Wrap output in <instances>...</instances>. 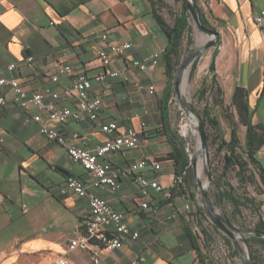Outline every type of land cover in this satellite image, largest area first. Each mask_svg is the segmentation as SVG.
<instances>
[{
	"label": "crops",
	"instance_id": "1",
	"mask_svg": "<svg viewBox=\"0 0 264 264\" xmlns=\"http://www.w3.org/2000/svg\"><path fill=\"white\" fill-rule=\"evenodd\" d=\"M199 3L220 35L216 72L225 101L230 103L235 89L243 88L251 123L264 129V24L254 23L264 0ZM103 32L114 43L132 44L112 62L130 80H91L90 91L102 98L104 121L115 120L122 127L137 130L141 137L139 149H126L110 161L126 167L144 158L156 160L161 170L147 168L143 173L158 175L160 183L169 188L175 163L167 155L173 145L179 146L181 138L169 103L166 110L162 108L168 83L164 61L162 58L144 72L131 66L133 58L149 60L168 44L149 0H0V77L16 78L27 91L44 86L60 91L70 85L71 76L63 75L55 84L49 78L62 64H70L74 73L101 71L96 50L101 47L97 36ZM28 55L33 56V68L26 66ZM9 64H16V68L9 70ZM150 85H154L153 93L148 91ZM58 104L74 107L76 102L60 97ZM38 112L35 107L22 110L11 100L0 106V264H51L59 256L78 264H93V254L99 256L98 264H130L140 252L144 256L140 264H201L185 233V226L196 229L193 214L197 201L179 195L171 199V207L163 194L151 191L149 203L157 212L141 210L144 198L130 177L120 179L116 193H98L126 213L131 224H145L140 238L121 249L69 250V241L85 230L89 205L77 195H61L58 187L68 176L79 177L88 186L91 174L72 162L63 146L40 134L39 124L32 119ZM63 128L68 137L78 135L73 139L76 144L85 140L89 148L107 139L87 118L69 121ZM241 128L244 138L240 128L238 134L245 144L246 126ZM257 159L264 167V143ZM186 203L192 205L189 218L183 211Z\"/></svg>",
	"mask_w": 264,
	"mask_h": 264
},
{
	"label": "built area",
	"instance_id": "2",
	"mask_svg": "<svg viewBox=\"0 0 264 264\" xmlns=\"http://www.w3.org/2000/svg\"><path fill=\"white\" fill-rule=\"evenodd\" d=\"M254 23L257 26L264 24V7L254 16ZM101 47L96 50V56L102 67L100 72L92 75L86 72L74 73L70 64H62L57 71L49 78L51 83H57L63 75L71 76L70 85L58 91L50 86H44L38 91H27L16 78L0 77V106H4L8 100L22 110L31 107L38 109L32 119L39 124V132L51 142L57 143L66 149L67 156L74 163H78L91 174L88 186L82 179L75 176H68L58 187L61 195L74 194L85 198L89 205V217L84 222V231L69 241L68 249L71 251H89L93 248L102 250L121 249L128 242H134L140 238L145 224H131L127 220V214L116 210L98 192L106 191L116 193L120 188V179L123 177L132 178L139 187V192L144 200L140 202L141 210L157 212V207L150 204L151 191L156 194H163L164 198L171 203L169 188H165L159 180L158 175L151 177L143 173L144 169L153 172L161 170L160 162L153 159H141L129 163L126 167L113 165L110 158L126 149H139L141 137L137 130L125 128L117 121H104L101 117L102 98L90 91L91 80L98 83L104 82L107 77L127 82L128 75L112 66L114 58L123 56L131 49L132 44L123 42L114 43L107 32L97 36ZM163 58V51H157L151 55L149 60H131V66L140 72H144L150 65L156 66ZM26 66L33 68V56L25 57ZM16 64H9L8 69L14 70ZM149 93H153L154 85L148 87ZM60 97L74 99V107L58 104ZM172 96L170 97L171 102ZM41 114H45L42 118ZM87 118L96 124L106 134L107 139L102 144L93 147H86L83 140L76 144L73 139L78 135L68 137L64 132V126L69 121H79ZM184 213L192 216L193 210L190 203L184 204ZM175 212L171 214L174 216ZM144 261L143 254L137 253L130 264H140ZM99 256L92 255V263L98 264ZM51 264H78L74 259L66 256H59Z\"/></svg>",
	"mask_w": 264,
	"mask_h": 264
},
{
	"label": "trees",
	"instance_id": "3",
	"mask_svg": "<svg viewBox=\"0 0 264 264\" xmlns=\"http://www.w3.org/2000/svg\"><path fill=\"white\" fill-rule=\"evenodd\" d=\"M152 6V13L160 26L161 30L168 38V44L163 51V61L165 67V74L168 78V83L164 93L163 110H166L168 101L174 93L173 82L179 66V55L181 42L186 33L187 44L193 43L191 31L192 26L190 23V15L187 7L181 3L179 10L174 13L173 22L169 23L164 15L160 12V4L156 0H149ZM176 2L180 0H175ZM195 5L201 23L210 29L216 30L211 24L209 16L206 11L201 7L200 0H192ZM163 4V2H161ZM165 5V4H163ZM173 13V12H170ZM220 35L218 33L217 40L211 46L213 51L210 56L207 74L202 78L200 87L197 90V96L200 101L205 104L202 109L201 119L204 125L206 141L209 142L210 136L206 132L209 127L214 133V142L216 144V151L219 156L220 166L214 171L211 170L213 191L217 202L222 200L232 205V215L234 217L242 216V209L247 208L253 211L256 215V220L253 228L250 230H243L245 226L240 223V227H236L233 220L226 216L233 226V230H238L242 233H249L245 236L244 242L248 246L250 258L253 264H259L261 258L259 251L254 248V245H259L264 250V214L261 210V205L256 203V199L249 194L248 188H258L261 194H264V167L261 165L255 153L258 152L264 143V129L257 128L251 123L248 100L246 91L237 87L233 93L232 100L226 104L224 99V92L219 82L216 72V56L219 52ZM199 58H197L191 65L189 78H192L197 69ZM214 108H220L223 112L224 118L229 123V133L224 134L220 119L213 114ZM235 114L237 119L235 118ZM238 123L246 126V141L245 144L241 143L238 134ZM171 141V140H170ZM167 158L173 159L175 163V177L173 185L169 187L171 198L179 195H187L193 202L196 200L194 186V174L192 164L188 153L185 148V142L181 139L179 146L173 145L172 151L167 155ZM230 173L233 174L237 185L234 186L230 181ZM194 223L199 224L204 242L214 239V235L203 224H210L213 230L218 233L225 244L232 247L234 252L237 253L236 247H233L232 241L217 229L208 219L206 211L199 206L195 205ZM185 233L196 252L198 261L201 264H209L208 258L203 252V245L198 242L196 229L190 230L185 226ZM200 240V239H199Z\"/></svg>",
	"mask_w": 264,
	"mask_h": 264
},
{
	"label": "rangeland",
	"instance_id": "4",
	"mask_svg": "<svg viewBox=\"0 0 264 264\" xmlns=\"http://www.w3.org/2000/svg\"><path fill=\"white\" fill-rule=\"evenodd\" d=\"M156 1L161 6L160 12L164 15V17L167 19L169 23H172L173 18H174V13L179 10V7L182 1L181 0L178 2H176L175 0H156ZM161 2H163V4L165 5H163ZM170 12H173V13H170ZM190 23L192 26V31L190 34L192 36L193 43L191 45L187 44L188 33H186L181 42L180 55H179V66L192 50L200 48L210 38L209 35L203 32L202 30H200L193 23L191 19H190ZM213 23L215 22L213 21ZM212 51H213V47H209L202 54L201 58L198 61L195 74L193 75L192 78H189V72H190L191 65H189L186 68L183 74L182 83L180 86L182 97L188 104L190 103L194 107L195 111L197 112L200 118H201L202 109H203L205 102L199 100L197 96V90L200 87L202 78L207 74L208 65H209L210 56H211ZM225 102L226 104H228L227 101ZM168 103L176 119V130L179 132L180 138L185 142V148L188 153V156L189 158L193 157L197 151V146L199 143L198 132L197 134H193L192 131L190 130V133L188 135L182 134V123L186 119L187 111L180 106L175 92L172 95L171 102H168ZM213 114L216 115L220 119L222 130L224 134H226L227 136L229 133V123L224 118L223 112L221 111L220 108H214ZM235 118L237 119L236 114H235ZM242 125H243L242 123H238V127L240 128V134L244 138V135L242 133L243 131L241 130ZM196 126H195V129L197 128ZM206 132L210 136L209 142L207 143V149H206L207 160L206 158H204L203 155H201L200 158L198 156L196 158L197 167L200 168V174L198 178L202 183H204L207 180L206 168H208L211 172V170L214 171L215 169H218L220 166V163H219L220 159L216 151V144L213 143L214 133H212V130L209 127L206 128ZM255 157H257V153H255ZM193 174H194V181H195L196 173H194L193 171ZM230 181L234 186L237 185V182L232 173H230ZM194 191L196 195L195 196L196 201L199 204V207L206 211V204L203 200L202 194L200 190L198 189L197 185L194 186ZM213 191H215V187L212 183H210L206 187V192L208 194V197L210 199L212 206L214 207V210L219 215L224 214L225 216L230 217L233 220L236 227H240V223H242L245 226V228L243 229L244 231L250 230L251 228H253V224L257 218L256 215L253 214V211H250L247 208H243L242 216L234 217L231 212L232 205L222 200L221 206H220V203L217 202V199L214 196ZM248 191H249V194L256 199V203L258 205H261V210H262V213L264 214V194H261L259 189L255 187H249ZM206 215H207V212H206ZM207 220H209V218ZM194 226H196V232H197L196 235L198 236V238L201 241V244L203 245V250L205 252L206 257L208 258L209 264H243L242 257L239 251L235 253L232 247L226 245L222 237L213 230L210 224H207V223L203 224V226L207 227V229H209V231H211L214 234V239L208 242H204L203 237H201L202 236V232H201L202 225L200 226L199 224L194 223ZM235 233L236 235L241 237L238 240V243L240 245V248L244 252H246V250L248 249V246L244 242V238L245 236H249L250 234L247 232L242 233V232H239L238 230H235ZM233 247H235L234 244H233ZM254 248L259 251L258 253L261 258V262L259 264H264V250L259 245H256V244L254 245Z\"/></svg>",
	"mask_w": 264,
	"mask_h": 264
},
{
	"label": "water",
	"instance_id": "5",
	"mask_svg": "<svg viewBox=\"0 0 264 264\" xmlns=\"http://www.w3.org/2000/svg\"><path fill=\"white\" fill-rule=\"evenodd\" d=\"M182 4H184L189 12L190 15V19L193 21V23L203 32L207 33L209 35V40L200 48H197L195 50H192L187 57L183 60V62L180 64L177 72H176V76L174 78V82H173V88H174V92L176 94V97L178 99V102L180 104V106L182 108H184L186 111H191L196 113L194 107L191 104H188L184 98L182 97L181 91H180V86L182 83V77L183 74L186 70V68L189 65H192V63L197 59V58H201L202 54L206 51V49H208L209 47H211L214 42L217 40L218 37V32H216L213 29L207 28L205 27L199 18L198 15V11L195 7V5L193 4L192 0H181ZM198 121H197V130H198V139H199V144H200V150L199 152L195 153V155L193 157H190V161L192 164V169L194 171V173H196V178H195V183L198 187V189L200 190L203 200L206 204V212L208 215V218L210 220V222L217 228L219 229L223 234H225L234 244V246L236 247V249L239 251L241 257H242V261L243 264H253L250 258V253L249 250L247 249L246 252H244L241 248L240 245L238 243V240L241 238L240 236L236 235L235 231L233 230V226L230 223V221L227 219V217L222 214L219 215L215 210L214 207L212 206L210 199L208 197V194L206 192V187L210 184L213 183L212 180V175L211 172L208 168H206V177L207 180L202 183L199 178H198V174H197V156L199 155V153L204 152V156L205 158H207V154H206V149H207V141H206V134H205V129H204V125L202 122V119L199 117V115L196 113ZM220 206H221V198H220Z\"/></svg>",
	"mask_w": 264,
	"mask_h": 264
},
{
	"label": "bare ground",
	"instance_id": "6",
	"mask_svg": "<svg viewBox=\"0 0 264 264\" xmlns=\"http://www.w3.org/2000/svg\"><path fill=\"white\" fill-rule=\"evenodd\" d=\"M181 94H182V92H181ZM196 113L191 112V111H187L186 119L182 123V134L188 135L190 133V130L192 131L193 134H197L198 131L196 130L197 128L195 129V126L197 125L198 118H197ZM199 150H200V144L198 143L196 153L199 152ZM201 155L204 156V152L199 153L198 157L200 158ZM204 158H205V156H204ZM206 160H207V158H206ZM197 174H198V176L200 174V168L199 167H197Z\"/></svg>",
	"mask_w": 264,
	"mask_h": 264
}]
</instances>
